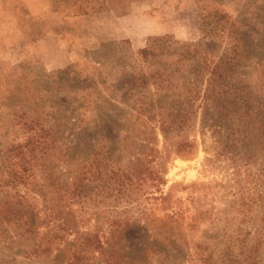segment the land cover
Here are the masks:
<instances>
[{"label":"rangeland","instance_id":"1","mask_svg":"<svg viewBox=\"0 0 264 264\" xmlns=\"http://www.w3.org/2000/svg\"><path fill=\"white\" fill-rule=\"evenodd\" d=\"M6 2L0 150L29 117L55 143L25 185L0 173V264H264V0H106L69 17ZM230 56L219 86L210 70ZM210 81L242 98L247 129Z\"/></svg>","mask_w":264,"mask_h":264},{"label":"trees","instance_id":"2","mask_svg":"<svg viewBox=\"0 0 264 264\" xmlns=\"http://www.w3.org/2000/svg\"><path fill=\"white\" fill-rule=\"evenodd\" d=\"M52 3V10L54 12H62L64 17L69 16H79V15H87L89 13H93L95 11H99L104 8L106 0H50ZM235 56V55H234ZM228 58L225 61L227 66L221 67V70L218 71V66H214L210 71V76L213 78L218 74L219 86L221 83H224L225 80L231 75V69L235 66V57ZM211 79V78H210ZM210 89L208 92L211 93L212 88L215 86L209 82ZM212 96V100L215 105L219 108L221 106H225L226 109L231 110L233 114H235L238 118V121H242V129H247V123L249 121L250 115L248 110L246 109V104L241 102L242 98L238 96H233L232 93H229L225 90V88L221 87L218 91H213L210 94ZM210 96V97H211ZM209 99V98H208ZM223 104V105H222ZM240 106L244 108H240ZM241 110H245V112H241ZM245 116V117H244ZM22 128L25 131V137L23 141L19 143L12 144L8 148L4 150H0V163H2L0 173L5 175L8 179L7 182L13 183L15 185H25L28 179L25 177L29 169H31L32 164L39 161L44 153L48 150L50 145L55 143L52 129L46 125H42L38 120L29 117L28 119H24L21 124ZM241 126V127H242ZM239 136L241 137V142H248V136L250 133L247 131H239ZM112 177L114 179V183L118 186L122 187H130L135 182V175L125 174V173H117L115 172ZM79 184V180H78ZM1 191V187H0ZM95 249L101 247V243L97 235H93ZM80 251L73 252L72 261L70 264H78L80 258ZM239 264V263H237Z\"/></svg>","mask_w":264,"mask_h":264},{"label":"crops","instance_id":"3","mask_svg":"<svg viewBox=\"0 0 264 264\" xmlns=\"http://www.w3.org/2000/svg\"><path fill=\"white\" fill-rule=\"evenodd\" d=\"M23 6L30 13L40 15L46 11V6H42L41 9L38 7L39 0H21ZM37 2V3H36ZM6 0H0V35L6 36V41H9V35H11L16 29V19L14 14V6L11 7V16L7 18L5 21L3 20L6 9L8 10V5L6 6ZM40 6V5H39ZM6 30V31H5ZM5 31V32H4ZM50 36H46L40 39L37 43L33 44L32 50L35 52L37 49L39 50L41 46L49 40Z\"/></svg>","mask_w":264,"mask_h":264}]
</instances>
